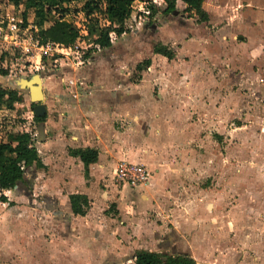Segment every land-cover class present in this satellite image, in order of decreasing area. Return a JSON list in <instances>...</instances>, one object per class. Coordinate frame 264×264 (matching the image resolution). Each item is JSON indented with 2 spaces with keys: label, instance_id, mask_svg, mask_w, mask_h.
Returning <instances> with one entry per match:
<instances>
[{
  "label": "rangeland",
  "instance_id": "obj_1",
  "mask_svg": "<svg viewBox=\"0 0 264 264\" xmlns=\"http://www.w3.org/2000/svg\"><path fill=\"white\" fill-rule=\"evenodd\" d=\"M141 1L151 0L133 2L126 32L114 34L110 47H95L94 35L87 40L82 33L86 41L78 44V51L62 55L53 50L51 56H44L36 45L39 31L57 21L59 14L37 13L29 7L31 0H23L19 6L11 0H0V26L9 35L8 39H0V70L8 71L6 76L0 74V86L17 88L10 84L14 78L41 73L46 78L43 84L46 106H89L93 102L97 106H115L120 99L118 94L131 92L135 99L140 98L139 106H163L160 111L166 114L165 118L174 114L179 123L168 125L170 119L167 122L165 119L154 133V140L164 148L165 172H152L150 181L157 177L156 181L150 189H138V202L134 205L131 194L125 195V204L130 206L125 212L132 210L145 216L153 224V232L162 237L173 234L169 244L165 238L160 243L154 233L149 234L154 248L164 253L187 251L198 264H264V45L257 39L261 35L264 40V31L257 34L244 28L235 29V23L231 22L233 17L244 19L243 5L237 9L238 14L234 11L237 4L229 0H206L205 7L216 12L217 18L207 22L187 21L191 16L182 3L176 7L177 14H164L161 10L165 2L158 0L159 10L140 23L137 17L141 14ZM65 6L69 8L66 19L79 28V34L81 30L88 31L89 21L80 10L81 1ZM166 21L181 28L180 41L192 40V49H198V53L177 57L175 52L172 60L156 59L151 69H136L138 62L152 58V48L159 36L157 27ZM101 22L102 26L108 24L105 20ZM228 22L231 33L227 31ZM171 32L174 31L168 28L165 36H171ZM245 33V43L235 44ZM174 65L177 67L173 71ZM173 72L176 76L172 77ZM91 76L95 77L93 81ZM101 85H106L104 92ZM89 88L102 94V99L97 101L92 94L88 95ZM18 90V100L6 101L0 109L3 139L9 132L26 128L35 132L38 126V122L33 123L34 103L29 92ZM57 114L54 113L55 117ZM30 190L13 189L8 197L11 200L31 194ZM115 192L111 194L115 196ZM100 197L105 200L104 195ZM14 202L10 209L14 219H9V210L4 211V207L0 214V264H105L106 261L131 264L123 258L129 253L111 260L101 255L97 235L93 234L95 230H103L104 222L99 220L91 228L93 232L86 235L88 243L79 236V226L83 224L77 225L76 233L61 227L75 248L65 253L57 248L52 251L51 245L48 250L44 245L42 253H36L31 249L32 233L26 232L32 225L25 218L16 217L19 214L15 206L26 203ZM108 202L102 205L99 215L115 213L112 202ZM5 223L8 229L4 228ZM47 232L50 241L57 237L52 230ZM11 235L13 238L9 239Z\"/></svg>",
  "mask_w": 264,
  "mask_h": 264
},
{
  "label": "crops",
  "instance_id": "obj_2",
  "mask_svg": "<svg viewBox=\"0 0 264 264\" xmlns=\"http://www.w3.org/2000/svg\"><path fill=\"white\" fill-rule=\"evenodd\" d=\"M79 1L82 4L85 0ZM205 2L206 0L203 2V7L208 12L209 19H215L216 12H209L205 7ZM229 2L235 5L237 4L234 7V11L236 10L237 12V9L243 5V10L241 11L244 19L242 21L231 16V11L228 12L230 19L231 17L234 18L231 23H235V29L244 28L257 34L264 31V0H229ZM180 3H182V8L185 10L186 3L182 0H177L176 6ZM225 12L227 11L225 10ZM190 16V18H186L187 21L193 22L197 20V18H194L196 15L193 12L190 13ZM157 28L159 33L158 42L172 48L174 53L176 52L177 57L183 56L184 53L193 54L192 52L194 51L198 53V49L194 51L192 49V40L180 41L182 37L179 36L182 30L181 28L172 27L169 21L164 22L162 26H158ZM168 28L174 31L171 32L172 35L169 37L165 36ZM230 30L231 25L229 24L227 31L231 33ZM82 33L86 36L87 40L88 37L90 38L92 36L85 30ZM246 36V33L244 36H239L234 43L237 45L245 43ZM96 37L97 34L94 35V38ZM232 37H234V34ZM174 38L179 39V41L171 42ZM257 39L260 45H264V40H262L261 35ZM152 55L150 69L153 67L156 59L168 60L167 57L154 53L153 48ZM174 67L177 66L174 65L173 68L171 66V70L175 69ZM184 72V75H187L188 71L186 70ZM171 76H176V72H173ZM91 78V81L95 79L92 76ZM168 78L170 77H166V79ZM135 85L141 86L139 83ZM105 86L101 85V92H104ZM87 92L88 95L92 94L93 98L97 101L102 99V94L94 93L90 88ZM118 95L120 99L115 106H105L106 104L97 106L94 102L89 106H46L47 113L46 120L44 121L45 138L42 142L35 141V146L39 151L44 167H37L34 164L27 170L26 176L30 180L31 194H25L26 196L18 195L15 196L18 198H11L10 200L8 195H12V190H7L9 194H6V196L13 203L10 205L8 202L1 201L3 206L0 208V214L4 207V211L9 210L7 212L10 213L9 219H14L15 215L10 210L12 209V205L15 204L14 201L27 204L15 206L17 207V214L20 215L16 217L25 218L32 225V229L26 232L32 233V235L30 234L32 238L30 241L31 249L36 253L41 254L40 249H43L44 245L48 250H50L49 245H51L52 251L57 248L65 253L75 248L72 240L70 242V237L65 236L61 232V227L71 229L72 233H76L75 229L78 228L77 225L83 224L84 226H79V236H81V240L87 239L85 243H88L89 237L86 235L93 232L91 228L95 227L98 223L97 220L104 222L103 230H95L96 234H93L97 235L101 255L108 258V260L129 253L130 255L124 256L123 258L131 257L129 260L132 264L135 252L139 249L162 252V249L154 248L155 242L149 240L150 233H154V238L161 241L160 243L164 241L162 238H165L168 244L173 241V234L162 237L158 232H153L155 228L153 224L145 219V216L134 214L132 210L131 212L130 210L125 212L126 208H130V206H126L125 204V195L131 194L134 205L138 202L136 196L138 189H150L157 177H154L153 182L149 180L147 184H144L146 186L140 185L135 188L121 186L115 180V169L120 161L146 164L156 174L165 172L163 165L165 162L167 163V159L162 152L164 148L154 140V133L162 126L166 119V114L160 111L163 106H139L140 98L135 99L132 92L125 95ZM84 100L82 98L80 102L83 103ZM55 112L58 113L57 117L54 115ZM171 116L172 118H169V122H167L169 119H166L168 125L171 123L179 126L178 119L174 118V114H171ZM26 131L32 130L26 128ZM32 133L33 137L37 135V128ZM175 139L177 140V138ZM86 147L96 148L99 151L97 162L87 165L79 157L72 156L68 153L69 148ZM102 187H105L106 190H103ZM108 187L111 190L107 189ZM114 191H117V193L115 192V196L111 194ZM73 193H81L88 196L90 207L85 215H76L72 211L69 195ZM103 195L105 196V200H101L100 196ZM108 201L112 202L111 205L115 209V213L109 215L102 213V215H99L98 211L103 204L106 205V203H109ZM196 205L198 206V204ZM44 209L50 211L53 216L45 214ZM105 211H108V209ZM97 216L99 219H97ZM56 220L62 223L58 224V222L55 224ZM85 221L88 223L87 225H85ZM50 223H53V226ZM5 225L4 228L8 229V225L6 223ZM48 230H52V235L54 236L55 233L57 237L51 238L50 241L46 236ZM9 232H12V230H9ZM11 238H13L12 235L9 239ZM74 241H77V239H74ZM178 253H186L189 255L187 251H177L176 253L170 254ZM105 264L113 263L106 261ZM242 264L263 263L246 262Z\"/></svg>",
  "mask_w": 264,
  "mask_h": 264
},
{
  "label": "trees",
  "instance_id": "obj_3",
  "mask_svg": "<svg viewBox=\"0 0 264 264\" xmlns=\"http://www.w3.org/2000/svg\"><path fill=\"white\" fill-rule=\"evenodd\" d=\"M16 6H19L23 0H11ZM75 0H31L29 7L35 12L55 11L59 18L44 30H40L39 43L52 41L55 43L70 46L74 44L79 36V28L66 19L69 12L66 3ZM136 0H85L81 4L80 10L89 21L87 27L89 35L97 34L93 39L94 44L102 48L112 45L110 33L121 35L127 30V21L131 19L133 13V2ZM186 3L185 11L194 13L199 22L209 20V14L203 7L204 0H182ZM165 7L162 13H173L176 10L177 0H164ZM150 17L159 10L156 3H149ZM1 12V9H0ZM136 17V16H135ZM134 17V18H135ZM138 19V17H137ZM135 19V20H137ZM102 20L108 24L102 26ZM26 25V24H25ZM154 53L161 54L169 60L175 56L172 48L161 42L155 43ZM151 64V58H145L140 61L136 69H147ZM0 74L8 75L7 70H0ZM18 88H6L0 86V109L6 101L13 103L19 98ZM46 115L42 117L33 116V123L45 121ZM32 131L20 130L9 132L3 139L0 133V201L13 203L9 201L5 194L7 190L30 189V180L26 176L27 170L32 165L44 167L41 156L35 146V138ZM68 153L79 157L85 164H91L98 161L99 151L96 148H69ZM72 211L76 215H85L90 207L89 198L86 194L73 193L69 195ZM132 264H198L197 260L186 253L170 254L149 249H139L135 252Z\"/></svg>",
  "mask_w": 264,
  "mask_h": 264
},
{
  "label": "built area",
  "instance_id": "obj_4",
  "mask_svg": "<svg viewBox=\"0 0 264 264\" xmlns=\"http://www.w3.org/2000/svg\"><path fill=\"white\" fill-rule=\"evenodd\" d=\"M164 1V0H163ZM149 3H158V0H151L150 2L143 1L140 4L141 14L138 15L139 21H145L150 15V9L148 7ZM82 30L80 31L79 37L76 43L70 46H65L63 44L55 43L52 41H46L44 43L36 42L39 46L40 51L44 56H51L52 51L55 50L57 53L62 55H67L70 52L78 51L80 42H85L86 40L81 37ZM114 33H110L111 40H113ZM9 35L6 28L4 29L0 26V39H8ZM94 44V43H93ZM95 47H99L98 44H94ZM56 61V60H55ZM152 176V171L143 163H135L130 161H120L115 169V180L121 186H128L130 188H135L140 185L147 184Z\"/></svg>",
  "mask_w": 264,
  "mask_h": 264
},
{
  "label": "water",
  "instance_id": "obj_5",
  "mask_svg": "<svg viewBox=\"0 0 264 264\" xmlns=\"http://www.w3.org/2000/svg\"><path fill=\"white\" fill-rule=\"evenodd\" d=\"M178 10H174V14H177ZM45 82V76L41 73H35L32 76L14 78L10 83L11 86L17 87L19 89L27 90L29 92L31 103L33 105V114L37 117L45 116L47 113V108L44 103L45 93L43 84ZM45 138V122H38L37 126V140L42 142ZM29 195L30 193H26ZM131 257H126L125 260H129Z\"/></svg>",
  "mask_w": 264,
  "mask_h": 264
}]
</instances>
